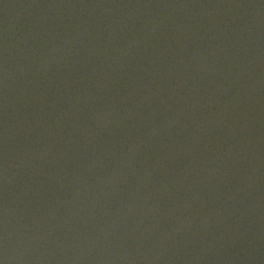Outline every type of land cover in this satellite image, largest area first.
<instances>
[{
  "label": "water",
  "instance_id": "water-1",
  "mask_svg": "<svg viewBox=\"0 0 264 264\" xmlns=\"http://www.w3.org/2000/svg\"><path fill=\"white\" fill-rule=\"evenodd\" d=\"M0 261L264 264V0H0Z\"/></svg>",
  "mask_w": 264,
  "mask_h": 264
},
{
  "label": "clouds",
  "instance_id": "clouds-1",
  "mask_svg": "<svg viewBox=\"0 0 264 264\" xmlns=\"http://www.w3.org/2000/svg\"><path fill=\"white\" fill-rule=\"evenodd\" d=\"M0 264H4V261H0Z\"/></svg>",
  "mask_w": 264,
  "mask_h": 264
}]
</instances>
